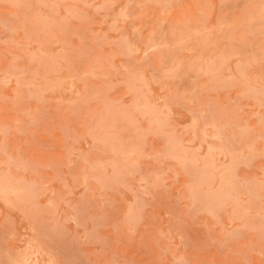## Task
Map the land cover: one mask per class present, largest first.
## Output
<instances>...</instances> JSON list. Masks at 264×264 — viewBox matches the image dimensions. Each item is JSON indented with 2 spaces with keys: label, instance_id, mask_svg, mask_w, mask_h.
Returning <instances> with one entry per match:
<instances>
[{
  "label": "rangeland",
  "instance_id": "374dc122",
  "mask_svg": "<svg viewBox=\"0 0 264 264\" xmlns=\"http://www.w3.org/2000/svg\"><path fill=\"white\" fill-rule=\"evenodd\" d=\"M0 264H264V0H0Z\"/></svg>",
  "mask_w": 264,
  "mask_h": 264
}]
</instances>
